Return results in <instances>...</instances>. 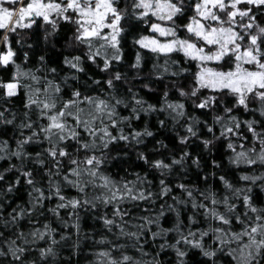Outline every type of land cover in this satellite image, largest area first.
<instances>
[{"label": "snow or ice", "instance_id": "6c2138e0", "mask_svg": "<svg viewBox=\"0 0 264 264\" xmlns=\"http://www.w3.org/2000/svg\"><path fill=\"white\" fill-rule=\"evenodd\" d=\"M62 33V63L45 52L33 64L35 38L55 49ZM149 60L143 78L167 80L158 103L133 83ZM9 68L0 75V264H62V250L78 255L87 240L89 264H165L167 250L173 264H192L194 252L201 264H264V0H0V70ZM150 113L179 129L178 155L140 150L155 133L136 122ZM194 141L209 158L226 147L234 168L217 176L223 164L211 158L203 188L173 185L176 167H202ZM129 150L147 171L124 167ZM241 166L250 170L230 176ZM20 188L28 199L13 207ZM84 217L100 230L83 232Z\"/></svg>", "mask_w": 264, "mask_h": 264}, {"label": "trees", "instance_id": "16d2710c", "mask_svg": "<svg viewBox=\"0 0 264 264\" xmlns=\"http://www.w3.org/2000/svg\"><path fill=\"white\" fill-rule=\"evenodd\" d=\"M65 31L67 30V26H62ZM39 35V34H38ZM66 35L62 33V38L59 40V42L56 44L55 49H53L51 46H45L43 41L39 39L38 37L35 38L37 40L36 43V51L33 56L32 63L35 64L36 58L40 54L47 53L50 60L56 64H61L63 55H67V52L62 51V45L64 43V40L66 39ZM134 51L131 48L127 49L126 53V59L128 63H132L134 61ZM151 66V61L149 60L148 63L145 64L142 72V78L137 79L133 81L135 87L139 89L141 95L144 96V98L150 102V103H158L160 98L162 97V94L165 90V86L167 84V80L160 81L155 80V82L144 79L143 76H146L149 73V69ZM86 68L89 72H92L95 74L96 70H94L92 67L86 65ZM67 69H65L66 71ZM124 70V69H120ZM12 71L11 68L7 70H0V75L8 76L10 72ZM135 73H129V76H133ZM86 78V77H85ZM145 83H149L151 85V91L149 89L143 88V85ZM185 84H187V81H185ZM170 99L176 100L178 99V94L175 91L170 92ZM22 97L17 98L14 103L19 105L21 103ZM187 109L191 113L193 111L192 105L188 104L186 102ZM122 114H127V112H123ZM197 115H201L203 119H208L209 122L211 121V113L204 116L201 112H197ZM159 119H166V114H160V113H150V114H142V117L139 121L136 122L138 127H143L145 123L148 124L150 129L155 133L154 138L150 137L147 138L145 141V146L141 147V151H145L150 155V159L160 158L162 156H167L171 152H175L177 155L179 154V147L178 142L174 140V137L176 135V132L179 131L178 128L173 127V124L170 119H168V126L167 128H161L158 124ZM9 133H11V128H9ZM157 141H163L165 144L168 145L167 151L164 149H161ZM38 148H29V151H37ZM189 150L192 152V155L195 156L198 153L203 154V164L200 169H196L195 166L191 165V162L188 161L183 168L176 167L171 178L170 183L173 185L184 182L188 184H198L201 188H203V182L202 178L205 174L213 171V169L210 166V159L214 158L217 160L222 161L223 168L217 171V176L224 174L225 171H228L229 169H233L234 166L230 165L227 160V156L230 154L229 151L226 149V147L221 146L219 143L216 145V148L213 150V155L211 158L208 157L207 151L203 149L202 144L199 143V141H194L193 145L190 146ZM155 153L154 155L152 153ZM127 163L124 165V167H128V164L132 165L133 171H147V167L143 164L142 161H139L136 159V152L134 150H129V157L126 158ZM118 163V162H114ZM8 161L6 160H0V169L7 167ZM110 170L115 171V168H111ZM250 170L247 169L245 166H241L238 171H232L230 172V176H235L239 174V171H245ZM121 174L123 172L121 171ZM183 174V175H182ZM180 176L181 178L178 180L177 177ZM9 179H12L13 177L10 175L8 177ZM131 178V177H129ZM209 183H212L210 180ZM216 187H221L219 184L215 185ZM71 194H74V191L71 192ZM174 195H179L180 190L174 189ZM258 198H264L261 197L260 193H257ZM28 199L27 191L25 188H20V191L17 193L12 194L9 197V201L12 203V206L14 207L15 204L20 203L21 201H26ZM172 201L169 200V203ZM52 204L55 203V199L51 202ZM51 206V204H49ZM11 210L10 208L8 209ZM189 213H185V216ZM171 217H168L167 220H165L164 226L170 227L171 226ZM24 229L27 231L29 225L27 222L23 224ZM96 228L97 231L100 230V225L98 223H95L90 217H84L82 218V231L83 232H89L91 229ZM172 234H170L171 236ZM99 239V236L96 237ZM155 247L154 245L152 246ZM90 248H91V240L82 241L81 243V251L79 254H74L69 249H64L61 251V260L62 264H89V261L92 260V256L90 254ZM150 258V257H149ZM162 260H165V264H173L174 260V254L171 250H167L165 253H162L161 257ZM189 259L192 261V264H201L202 257L199 256L198 253L194 252L190 255ZM225 264H230V261L225 259Z\"/></svg>", "mask_w": 264, "mask_h": 264}]
</instances>
